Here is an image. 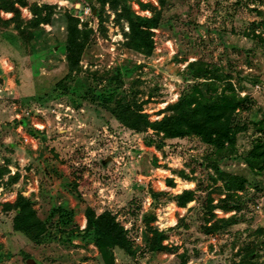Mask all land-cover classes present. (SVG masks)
Listing matches in <instances>:
<instances>
[{"label": "rangeland", "instance_id": "374dc122", "mask_svg": "<svg viewBox=\"0 0 264 264\" xmlns=\"http://www.w3.org/2000/svg\"><path fill=\"white\" fill-rule=\"evenodd\" d=\"M20 1L0 0V264H264V0ZM35 11L52 21L34 27ZM127 12L156 21L151 55L129 45ZM67 15L88 37L66 91ZM90 86L113 104L82 99ZM245 98L223 151L112 112L126 99L156 123L184 99ZM89 210L111 213L129 250H102Z\"/></svg>", "mask_w": 264, "mask_h": 264}, {"label": "trees", "instance_id": "16d2710c", "mask_svg": "<svg viewBox=\"0 0 264 264\" xmlns=\"http://www.w3.org/2000/svg\"><path fill=\"white\" fill-rule=\"evenodd\" d=\"M20 3L22 7L28 6L26 0H22ZM13 10L20 14V11L14 9V6ZM42 10H44V7L39 9V11ZM39 11H35V16H38L39 14L41 15V12L38 13ZM127 14L130 25L129 45L132 49L144 55H151L154 51V41L152 39L151 30L158 26L156 21L141 17L133 18L131 13L127 12ZM40 15L31 21V24L34 27L52 21V14L46 18L41 17L42 15ZM17 17L18 16H15L12 20L5 22V24L15 23ZM1 22L3 23V20L0 17V23ZM78 22V20L73 19L69 15L65 17V23L69 28L68 36L66 37V47L69 52V73L58 86L66 91L70 90L69 81H71L73 77L79 76L80 58L87 43L88 35L83 34L79 30ZM22 37L25 40V37ZM85 91V94L81 96L84 100H91L94 104H96L95 100H101V104L105 109L113 104L112 100L114 98V93L111 91L110 86L103 88L90 86L87 87ZM125 100L126 99L117 101L116 107L112 112L117 119L129 128L138 132H147L149 128L153 127L155 131L163 133L166 137L171 139L186 138L190 136L201 137L204 142L215 147L219 151H223L226 148L227 143L235 141L233 135L236 132L235 127L238 125V121L234 112L240 107L249 108L248 106L253 103L250 98H245L237 104L225 102L213 105L200 104L199 106L196 105V107H193V105L190 104V100L184 99L177 105L171 107V110L173 111L172 115L165 117L162 121L151 123L145 115H130L131 105ZM195 100L198 101V99ZM262 130L260 132H263ZM263 146L264 145H258V149L255 150L256 157L260 161H264V153H261L260 151ZM192 201V192H186L178 200L179 205L182 208L187 207ZM19 210L22 212V215H24L23 219H25V221L22 225H18V230L31 235L32 227L35 224L34 222H31L32 220L26 221V216L28 214L24 213V211H26L25 208H20ZM28 217H30V215ZM88 219V234L95 238L97 245L102 250H105L106 246H109L106 250L109 255H111V249H113V247H120L124 250H129L127 233L116 222L115 217L111 213H106L97 218L95 213L92 210H89ZM158 246L162 247L160 244H158Z\"/></svg>", "mask_w": 264, "mask_h": 264}, {"label": "water", "instance_id": "95a60500", "mask_svg": "<svg viewBox=\"0 0 264 264\" xmlns=\"http://www.w3.org/2000/svg\"><path fill=\"white\" fill-rule=\"evenodd\" d=\"M29 264H35V262L32 260V261L29 262Z\"/></svg>", "mask_w": 264, "mask_h": 264}, {"label": "built area", "instance_id": "2783aa9c", "mask_svg": "<svg viewBox=\"0 0 264 264\" xmlns=\"http://www.w3.org/2000/svg\"><path fill=\"white\" fill-rule=\"evenodd\" d=\"M86 14H87V15H90V11L88 10Z\"/></svg>", "mask_w": 264, "mask_h": 264}]
</instances>
